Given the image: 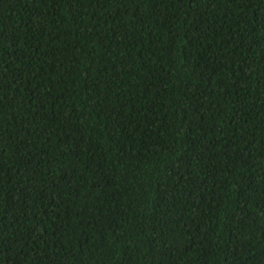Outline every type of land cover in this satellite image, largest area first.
I'll list each match as a JSON object with an SVG mask.
<instances>
[{
  "label": "trees",
  "instance_id": "16d2710c",
  "mask_svg": "<svg viewBox=\"0 0 264 264\" xmlns=\"http://www.w3.org/2000/svg\"><path fill=\"white\" fill-rule=\"evenodd\" d=\"M0 264H264V0H0Z\"/></svg>",
  "mask_w": 264,
  "mask_h": 264
}]
</instances>
